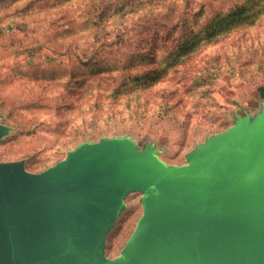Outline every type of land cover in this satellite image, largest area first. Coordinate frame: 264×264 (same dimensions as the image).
<instances>
[{
  "label": "rangeland",
  "instance_id": "374dc122",
  "mask_svg": "<svg viewBox=\"0 0 264 264\" xmlns=\"http://www.w3.org/2000/svg\"><path fill=\"white\" fill-rule=\"evenodd\" d=\"M108 4L112 11L95 18ZM261 6L264 0H0V124L8 128L0 163L23 161L39 173L84 142L127 137L140 151L152 146L166 165L185 164L234 114L264 100ZM215 23L234 27L212 37ZM140 198L126 196L106 240L108 258L133 232Z\"/></svg>",
  "mask_w": 264,
  "mask_h": 264
},
{
  "label": "water",
  "instance_id": "95a60500",
  "mask_svg": "<svg viewBox=\"0 0 264 264\" xmlns=\"http://www.w3.org/2000/svg\"><path fill=\"white\" fill-rule=\"evenodd\" d=\"M185 160L166 165L152 146L114 137L39 173L1 162L0 264H264V100ZM135 192L142 214L108 258L107 237Z\"/></svg>",
  "mask_w": 264,
  "mask_h": 264
},
{
  "label": "trees",
  "instance_id": "16d2710c",
  "mask_svg": "<svg viewBox=\"0 0 264 264\" xmlns=\"http://www.w3.org/2000/svg\"><path fill=\"white\" fill-rule=\"evenodd\" d=\"M110 1H111V0H110ZM112 5H119V4H112ZM120 5H121V3H120ZM261 8H264V7L261 6ZM116 9H117V6L115 7V10H116ZM108 10H109V11H112V9H111V4H108V5L104 6L103 8L97 9V13H96V14H94L93 12H92V13H93V15L95 16V18L97 17V18H99V19H102V18H105V17L107 16ZM114 14H117V12L114 13ZM240 16H241V14H240ZM240 16H238L239 18L235 19L234 21H235V22H240V21H242L243 18L240 19ZM234 18H235V15H234ZM92 24H93V18L91 17V18H90V21H89V25H92ZM216 25H217V26H216ZM232 27H234L232 23L226 24V25H224L223 27H221V24L218 25V23H217V24L215 23V25H214L213 27L211 26V28H210V29H211V30H210V35H211L212 37H215L216 35H219V34L221 33L222 28L228 30V29H231ZM260 96H261V97H264V88H261V89H260Z\"/></svg>",
  "mask_w": 264,
  "mask_h": 264
}]
</instances>
